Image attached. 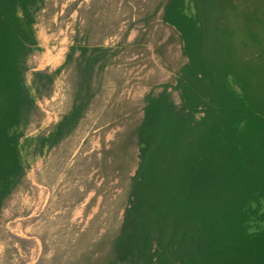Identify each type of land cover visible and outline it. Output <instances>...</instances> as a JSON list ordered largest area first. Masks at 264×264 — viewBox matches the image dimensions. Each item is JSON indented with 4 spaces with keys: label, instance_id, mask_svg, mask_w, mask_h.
<instances>
[{
    "label": "trees",
    "instance_id": "1",
    "mask_svg": "<svg viewBox=\"0 0 264 264\" xmlns=\"http://www.w3.org/2000/svg\"><path fill=\"white\" fill-rule=\"evenodd\" d=\"M44 1L0 0V216L26 177L19 129L39 109L26 74ZM134 3L133 42L87 30L56 71L82 84L42 146L80 121L121 51L141 69L140 94L120 98L119 80L102 111L107 131L120 128L97 164L112 225L70 264H264V0ZM34 76L51 95L54 76Z\"/></svg>",
    "mask_w": 264,
    "mask_h": 264
},
{
    "label": "rangeland",
    "instance_id": "2",
    "mask_svg": "<svg viewBox=\"0 0 264 264\" xmlns=\"http://www.w3.org/2000/svg\"><path fill=\"white\" fill-rule=\"evenodd\" d=\"M134 2L45 0L40 4L36 25L49 42L42 48L37 45L28 56L26 74L39 109L19 129L26 177L0 216V264H70L112 225L113 207L104 203L103 195H96L103 183L97 164L103 142L114 140L120 129L107 131L102 117L122 87L119 80L124 82L120 98L140 94L136 79L141 69L127 65L133 59L127 50L117 56L119 66H111L94 85L96 96L89 99L80 121L53 144L42 146L41 139L52 138L71 110L74 89L82 84L65 69L56 73L70 48L84 44L87 30L94 43L105 46L133 42L138 35V30L130 28L137 24ZM61 48V57L56 62L50 59ZM43 70L54 76L49 96L38 92L34 84L35 71ZM113 185L105 188L115 197Z\"/></svg>",
    "mask_w": 264,
    "mask_h": 264
},
{
    "label": "crops",
    "instance_id": "3",
    "mask_svg": "<svg viewBox=\"0 0 264 264\" xmlns=\"http://www.w3.org/2000/svg\"><path fill=\"white\" fill-rule=\"evenodd\" d=\"M38 26L35 24L34 25V31H35V34H36V38H37V42H38V46L40 48L44 47V46H47L46 44L49 42L48 41V38L44 35V32L43 30L40 28L38 30ZM48 49V48H47ZM50 52V51H49ZM63 53V48H61L60 52L57 54V57H53V56H50V59H53L55 62L57 60V58L59 59V57H61V54ZM52 62V60H51ZM50 64V62H49Z\"/></svg>",
    "mask_w": 264,
    "mask_h": 264
}]
</instances>
